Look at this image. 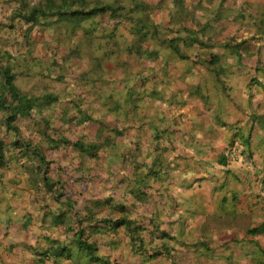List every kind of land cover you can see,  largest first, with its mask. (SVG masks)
<instances>
[{"label": "crops", "instance_id": "0c3cea01", "mask_svg": "<svg viewBox=\"0 0 264 264\" xmlns=\"http://www.w3.org/2000/svg\"><path fill=\"white\" fill-rule=\"evenodd\" d=\"M24 1L30 5L37 2L0 0V16L5 15L9 19L13 10ZM241 3L244 6L249 4V12L256 24V28L244 29V34L236 38L237 42L242 41L247 46L245 51L240 48L238 53L233 47L214 45L213 51L220 54V60L210 66L206 60H174L175 57L167 66L162 62L150 63L149 69L141 63H134V77H127L125 71H121L118 60L113 62V68L121 73L115 78L103 71V62L99 69L98 65L92 66L100 54L95 56L94 46L91 45L90 55L81 61L82 67L76 71V76L84 74L86 80L71 79L68 92L59 96L62 103L60 112L76 99L85 103L90 112L98 115V119L101 116L113 118L116 112L120 120L117 124L126 126L124 137L120 136L112 148L121 150L119 156L122 155V160L108 161L114 153L108 150V156L85 163L91 176L89 186L94 191L93 195L89 194L91 198L111 196L119 203L123 199V204L131 206L127 210L135 224L145 227L144 232L135 237L142 235L147 247L143 246L142 240L131 238L127 223L114 231L89 235V239L98 244L99 253L108 256L115 264H264V0H241ZM95 20L94 17L93 22ZM98 25L108 24L98 22ZM44 28L37 27L32 35L37 30L48 37L47 34L53 35L59 27L51 25ZM79 32L74 38L88 37ZM65 35L66 29L63 38ZM167 52L165 54H169ZM224 62L226 65H223ZM95 67L99 74L93 71ZM126 67L130 69L133 66ZM136 68H139V73ZM70 69L74 70V63ZM232 70L237 71L236 76ZM151 73L155 77L147 79ZM114 80L116 91L105 85V82H112L113 86ZM192 85L194 92L189 90ZM215 88L222 94H208ZM151 89V94L147 95ZM180 91L189 95L182 96ZM120 94L130 95L126 108ZM138 101L144 103L143 111ZM173 104L177 107L174 108ZM118 107H122L126 115ZM74 108L70 112L76 114ZM187 116L198 118V129L185 123L182 118ZM219 117H226L227 121L218 123ZM181 122L184 132L180 128ZM74 126L83 135L92 134L99 127L101 130L98 122L88 128L80 123L62 124V128L68 131ZM163 129H167L165 138L157 144L156 152L154 143H147L141 137ZM136 142L141 152L131 155ZM127 157L128 161L125 160ZM132 159H135L133 164ZM141 161L148 163L155 175L148 180L147 191L141 192L144 196L129 200V196L124 198L120 195L122 184L128 178L124 174L125 171L136 173L132 176L139 174ZM190 169L194 171L191 176ZM127 191L131 192V189ZM167 193H171L173 198L180 195L186 199L169 204L173 205L174 212L184 215L185 222H179L183 223L181 231L178 230L179 224L168 225L172 218L169 217L168 205L164 203ZM141 197L143 200H140ZM47 207H38L37 220L26 211L27 221L30 217L34 221L15 226L5 225L7 219L4 218L10 210L15 214L19 213L18 210L1 207L0 264H94L89 263L88 258L78 253L77 249L72 256L47 254L48 247L54 246L56 240L72 245L73 235L67 232L64 225H56L53 219H46L54 212L51 209L49 212ZM133 208L138 211L132 212ZM148 208L152 210L149 212ZM176 220L179 219L175 216L173 221ZM101 227L105 228V225L101 224ZM155 232L160 233L157 240ZM163 232L171 237H160Z\"/></svg>", "mask_w": 264, "mask_h": 264}, {"label": "trees", "instance_id": "16d2710c", "mask_svg": "<svg viewBox=\"0 0 264 264\" xmlns=\"http://www.w3.org/2000/svg\"><path fill=\"white\" fill-rule=\"evenodd\" d=\"M89 2H91L90 5ZM25 3L24 1V4H20L19 7L13 10V14L9 17L10 23H6L5 26L16 32L25 29L24 27L27 25L25 40L29 44L31 43L32 32L37 27L41 29L51 25L59 28L65 27V38H74L85 19L90 18L93 20L94 17L107 13L108 21L106 22L108 25L101 28L104 30L105 28L109 29V32L103 34L104 38L109 39L107 51L109 55H115L112 58L113 60H116L117 55H127L129 60L127 59L125 62L118 61L122 67L130 64L133 66V62L141 63L148 69L150 63L154 62H162L167 66L174 56L175 59L193 60L194 62L202 59L210 64L220 60V54L215 53L212 49L215 47L210 43L212 40L205 41L201 37L205 25L201 28L189 27L187 22L181 19L183 10L186 9L184 0H176V3L169 7V14L163 16L166 17L164 21L154 18L156 15L153 13L155 11L153 4L144 0H132L129 2L131 5L128 6L124 3V0L97 1L96 3L94 0H44L33 5ZM161 7L162 5H157L155 8L159 10ZM173 9H175L176 14ZM173 18L176 20H173ZM91 27L95 31L100 29L101 26L98 25V22H95L94 26ZM84 31L87 34L86 30ZM91 31H93L92 28ZM85 39V42L88 41L89 36ZM225 43L227 47H233L238 53H240L239 50L244 44L242 41L231 46L228 42ZM204 47L208 48L205 55L202 53ZM100 48H102V45L98 50H101ZM185 48L194 50L195 54H189ZM94 49H97V47H94ZM80 50L79 47L69 49L67 55L55 58L54 62H59V59L62 62L57 65L60 66L59 69L70 71L69 66L79 58H74V54L80 53ZM166 51L169 54H165ZM101 53L103 54L102 51ZM102 54L96 57L95 60L104 57V54L103 56ZM13 57L14 54L5 48L3 52H0V113H4L0 118L2 122L0 128L4 129L3 134L6 133V136L12 135L14 138L11 144H8V152L5 150L7 147L2 141L4 138L0 139V170L17 161L16 159L21 160L22 174H26L31 179L32 186L36 189L39 188V184L34 178L37 177L35 172L41 174V179L47 184L44 190L45 195L57 202V208L60 206L55 211L53 222L56 225H64L67 232H72V241L70 242L72 245L69 243L62 244L56 240L54 246L48 247L47 254L72 256L74 249H77L78 253H82L88 258L89 263L115 264L111 262L108 256L99 253L98 244L91 241L89 235L114 231L118 226L127 223V232L130 233L131 238L133 240L140 239L143 244V236L141 235L139 238L135 235L141 231L144 232L145 227L141 224H135L134 219L131 218L128 212H125L124 204L116 203L115 206H112L111 199L113 197L111 196L105 198L87 196L88 199L85 204L81 203L79 199L86 197V193L91 190L88 181L91 178V176L89 177L90 171H88V166L85 163L100 159L103 155L108 156L104 144L110 145L109 147L115 145L118 136L124 137L126 126L116 124V127L111 126V128H107L108 130L102 131L99 127V130L89 135L88 133L80 134L75 126L71 127L70 131L67 128H62V124L70 126L76 123L86 127L100 122L99 125L101 126L103 120L98 119V115L95 116L94 113L90 112L85 103H82V101L77 102L76 99L71 102V105L63 107L60 112L59 108L61 106L59 104L62 105L60 95L52 90L23 91L16 82L20 72L13 67V63L16 61ZM66 62L68 64L64 65ZM97 65L99 69L101 62ZM98 69L95 67L93 71L99 74ZM80 76L84 78L79 77V81L86 80L85 75L80 74ZM150 77L154 78L155 74L151 73L147 79ZM147 79H141V81ZM73 104H77L79 108L76 114L70 112L74 108ZM26 131L30 133L27 141L24 140L22 135ZM109 131L111 133L108 134ZM166 131L167 129H163L158 131L159 133H151L148 137L142 136L141 138L146 140L147 143L153 142L157 152V144H161ZM39 143H45V148L41 147ZM23 144L24 147L16 149ZM135 144L136 148L131 150V155L141 152V149H138L139 144L137 142ZM54 151H57L59 156L61 153L69 151L70 155L75 158L76 180L82 182V188L78 191L67 190L68 188L66 189L65 186L61 185V181L56 180L52 175L55 168L52 169L51 165L54 163L53 159L57 157L52 158L48 153ZM113 151L116 153V150ZM6 154H9L8 161L4 160ZM148 156L149 154L146 157ZM133 162H135V159H132L131 163L133 164ZM142 165H148V163H142ZM57 168H61L60 164L57 165ZM137 178L131 176L126 179L130 182V185H133L131 192L141 189L142 183L138 182L139 180L147 183V185L149 184L147 178ZM93 192L91 190L90 193ZM140 200H143V198L141 197ZM93 203L96 210L93 209ZM101 224H104L105 228L101 227ZM164 235L165 237L170 236L168 233L163 232L160 237L163 238Z\"/></svg>", "mask_w": 264, "mask_h": 264}, {"label": "rangeland", "instance_id": "374dc122", "mask_svg": "<svg viewBox=\"0 0 264 264\" xmlns=\"http://www.w3.org/2000/svg\"><path fill=\"white\" fill-rule=\"evenodd\" d=\"M32 2H36V3H40L42 0H31ZM95 3L97 1H102V2H108V1H112V0H94ZM123 1V0H122ZM132 0H124V3L128 5H131V3H129ZM146 2L152 3L154 6L155 11L153 12L154 15H156V17L158 20H162L164 21L166 19V17H163L164 15H168L169 14V7L171 5H173V3H176V0H144ZM190 1L189 4H187ZM199 2V3H198ZM129 3V4H128ZM91 4V2H89V5ZM157 5H162V7L157 10V8H155ZM249 5V4H248ZM248 5H243L241 3V0H188L186 2V0H184V6L186 7L185 10H183V15L181 17L182 20H185L187 22V25L189 27H196V28H201L202 26L205 25L204 28V33L202 35V38L205 41L208 40H212L210 43H212L213 45L216 46H223L225 47L226 43L228 42L229 46L234 45L237 43V37H240L244 34L245 30H251L252 28H256V24H255V19L253 14L251 15L249 12V8ZM157 10V11H156ZM173 12L176 14L175 9H173ZM162 16V17H161ZM168 17V16H167ZM108 18V14H102L99 15L97 17H95V22H100L105 24V22L107 21ZM175 18H173L174 20ZM176 20V19H175ZM95 22H93L92 19H85L80 27V31L79 34H85V31L87 32V36H89L88 41L85 42V38L82 39H77V38H63V35L65 34V27L63 28H58L57 31H55V33L52 34H47L48 37H45V33L44 32H40V31H35L33 34L31 35V43L29 44L28 42H26L25 38V33L26 30L22 29L19 31H12L9 27L5 26L6 23H9V19L8 17H6L5 15L0 16V52L4 51V48L8 51H11L12 54H14V59H16V61L13 63L14 64V69L19 71L20 73L18 74V78L16 80L17 84L20 86V88L23 91H44L46 89L52 90L54 92H56L59 95L64 96L63 94H66L68 92L67 88L69 87L68 82L72 79V80H79V77L82 76H76V71L79 70L82 67L81 61H83V59H86L87 56H89V45L91 44L94 47H97V49H94L95 53L94 55H99L102 54L101 51L104 54V57H100L98 60L94 61L92 63V66H97L98 63L103 62V71H106L107 73H109L110 77H115L118 78L120 76L121 71H125L127 77H134L135 73H134V62H133V67H131L130 69L125 67V69H123L122 67H120L121 71H117V69L113 68V62H117L119 60V62H123L124 59H128L127 55L123 54V55H117L116 60H113L112 58L115 56L113 55H109L107 48L109 45V39L106 37L104 38V33L109 32L108 28L101 29L102 26L100 27V31H96L94 32V28L91 27V25L95 24ZM168 23V22H167ZM105 27V26H103ZM91 28L93 29V31H91ZM21 29V28H20ZM27 29V27H26ZM84 29V30H83ZM105 31V32H104ZM99 34L101 35V38H99ZM46 35V36H47ZM53 36V37H52ZM52 37V38H51ZM93 37V39H91ZM208 37V38H206ZM87 38V37H86ZM212 38V39H210ZM223 39V45L221 44V41ZM48 41V42H47ZM250 43V40L248 41ZM79 43V44H78ZM76 44H78L76 46ZM86 44V45H85ZM52 45H55V47H52ZM90 45V46H91ZM102 45V48H100L101 50H98L99 47ZM220 46V47H221ZM79 47L80 53H76L74 54V58H78V60H74V70L72 71L71 65L69 66V70H62L59 69L60 66H57L59 64H61L62 62L58 59L59 62H54L55 58H61L64 57L65 55H67L68 50L69 49H73V48H77ZM93 47V48H94ZM228 48V47H227ZM213 49V48H212ZM241 49L243 51H245L247 49L246 45H242ZM21 50H23V52H20ZM185 50H187L189 52V54L192 53V55L195 54V51L192 49H187L185 48ZM208 48L204 47L202 49V53L205 55L207 53ZM47 51V53H46ZM44 52L46 54H44ZM100 52V53H99ZM102 54V56H103ZM93 55V57H94ZM120 56H122V58H120ZM175 57V56H174ZM106 58V59H105ZM124 58V59H123ZM53 60V61H51ZM176 60V59H174ZM202 60V59H201ZM63 61V60H62ZM144 61V60H143ZM76 62V64H75ZM86 63V62H84ZM157 63V62H155ZM223 63V62H222ZM68 62H66L67 65ZM209 64V63H208ZM212 64H209V66ZM223 65H226L225 62ZM244 66V65H243ZM137 69V73H139V68ZM62 70V71H61ZM70 72V73H69ZM61 73V74H60ZM79 73V72H78ZM232 73H234V75L236 76L237 71L232 70ZM73 74V75H72ZM84 75V74H82ZM72 76H74L72 78ZM84 78V77H82ZM214 79V78H213ZM212 79L213 83L214 80ZM238 79V78H236ZM183 80V79H182ZM116 80H114V85L112 86V82H105V85H109L107 88L111 87L110 90L112 91H116ZM138 81H135V83ZM227 83H230V80L226 81ZM77 84V82H75ZM79 83V82H78ZM181 83V80H180ZM81 85L84 84L80 83ZM82 87V86H81ZM106 88V89H107ZM2 89V87H1ZM189 90L191 92L195 91V88L192 86H189ZM151 90L147 91V95L151 94ZM181 95H185L188 96L189 93H184L182 91H180ZM218 93V95L222 94L220 92V90H216L212 89L211 92H208V94H216ZM114 94V93H112ZM207 94V95H208ZM116 95V94H115ZM121 95V94H120ZM205 95V96H207ZM105 99V98H104ZM121 101L123 102V107L126 108L127 107V103L130 102V95H126L123 96L121 95ZM139 103L140 107H141V111H143L142 105L144 103L142 102H137ZM196 103H198V100L196 101ZM78 104V103H77ZM77 104H73L74 105V109L76 111H79L78 105ZM59 106H61V104H59ZM173 107L176 108L177 105L173 104ZM109 107H106V109ZM119 110H123L122 107H118ZM124 111V110H123ZM133 111V110H131ZM87 112V111H86ZM135 112V111H134ZM78 113V112H77ZM224 113V112H223ZM74 114V113H71ZM124 115H126L125 111L123 112ZM225 114V113H224ZM4 115V113H0V118ZM133 115V113H132ZM102 121V125H101V131L102 130H106L107 128H111V126H115L116 124L120 122L119 119H117V113L115 112L114 117L112 118L111 116H107V117H100ZM185 123L191 127H197V129L199 128V120L197 117L195 116H187V118H182ZM227 121L226 117H219L218 123H221L223 121ZM183 121V122H184ZM183 122L180 123V128L182 129V125ZM100 123V122H99ZM101 124V123H100ZM0 125H2V122L0 120ZM88 128V126H86ZM85 131H88V129H86ZM182 132L183 129L181 130ZM4 129L0 128V139L3 137L4 140L3 143L5 144V146L7 148H5V150L8 152V144L12 142V140L14 139L12 135L6 136L7 134H3ZM58 135H60L57 132ZM2 135V136H1ZM23 138L25 141H27L29 139L30 133L29 131L23 132L22 133ZM70 136H72V134H70ZM120 136L117 137V140L119 139ZM40 144V143H39ZM41 147L45 148V143L44 144H40ZM105 146V150L108 152V150H110L111 152H114L112 150V147L114 145H112V147H109L110 145L104 144ZM22 147H24V144L22 146H18V148H16L17 150ZM114 148V147H113ZM109 151V152H110ZM119 152L121 154V150L119 149V151H116V153H113V155L108 159V161L111 162H118L119 160H122V155L119 156ZM8 155L6 154L4 160L8 161ZM47 155V154H46ZM48 155L52 158H56L53 159V164L52 169L53 170V176L56 180H60L61 181V185L65 186L67 190H72V191H78L79 189L82 188V182L81 181H77L76 180V175H75V169H74V161L76 162L75 158L70 155L69 151H65L64 153H61V155H58L57 151L54 152H49ZM59 156V157H58ZM119 156V157H118ZM118 157V158H117ZM129 158H125V160H128ZM17 161L12 162L9 166H6L5 168H3L2 170H0V210L1 207H12L14 209L18 210V214H15L14 212L11 213V210L9 211L10 214L6 213L5 214V218L4 220V224L5 225H9L12 224L13 226L21 224V223H27L30 224L32 223L35 219L37 220V214L39 212L38 207L40 206H46L49 205L47 207V210L50 209L51 211L54 210L57 211L58 208L60 206H58L57 208V202L55 200H53V198H49L45 195L44 190L46 189V182L41 179V174L39 175L38 173L35 172L36 176L34 179L37 180V184H39V188L36 189V187H33V183L31 181L30 178L27 177L26 174H22L23 172V167H21V160L19 161V159H16ZM60 164L61 168H57V165ZM141 167V171L139 172V174H137L135 177H138L137 179L140 178H147V180L153 178V176L155 174L154 169H152L149 165H140ZM188 172V171H187ZM194 172L193 170H189V176L193 175ZM136 174V173H133ZM133 174H131V171H125V174L127 177H131ZM118 178V176L116 177V179ZM112 182V180H109ZM138 182L142 183V187L140 190H134L133 192L127 191L128 189H131V187L133 185H130L127 181L123 182L122 186H123V192L120 193V195H122L124 198L133 199L134 197L137 196H144L143 191H147L145 188L148 186L147 183H143L142 180H139ZM140 183V184H141ZM42 188V189H40ZM41 190V191H39ZM94 190V189H93ZM90 191V190H89ZM90 192L86 193V197L84 198H80V202L85 204V202L87 201L88 197H91ZM133 194V195H132ZM114 195V194H112ZM85 196V195H84ZM77 199V198H76ZM148 199V198H147ZM185 199L180 195H174V198L172 197L171 193H167L165 198H164V203L167 206V210H169L171 212L170 214V219L172 220L168 222L169 226H176L175 224H179V222L183 221L185 222L184 219V215L180 214L181 212H174L173 209V205H169L170 202L172 201H177L179 203H181V201ZM78 200V201H79ZM186 200V199H185ZM184 200V201H185ZM116 203L118 202L117 198H112L111 199V204L112 206H115ZM123 199H120V203L119 204H123ZM118 204V205H119ZM125 205V212H128V208H130L131 206L127 203L124 204ZM96 206H94L93 203V209ZM109 209V208H108ZM106 209V210H108ZM96 210V208H95ZM149 212L152 210L151 208L147 209ZM26 211H29L33 217L34 220H32V217H30L27 221V217H26ZM138 209L137 208H133L132 212H137ZM55 213H50L48 216H46V219H55ZM177 217L176 222L173 221L174 217ZM45 219V220H46ZM6 222V223H5ZM30 222V223H28ZM140 223V222H138ZM181 224V226H180ZM179 224V228L178 230L181 231V228L183 226V223ZM3 225V224H2ZM1 225V226H2ZM6 229V227H5ZM158 233H154V238L155 240H157L158 237ZM182 236V232L180 233V237ZM165 241H168L167 239ZM149 243L150 246H153V244L149 241H147ZM143 246L147 247V243L144 242ZM149 252H152L151 250ZM109 258V257H108ZM95 264H102V263H95Z\"/></svg>", "mask_w": 264, "mask_h": 264}]
</instances>
